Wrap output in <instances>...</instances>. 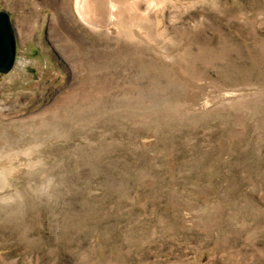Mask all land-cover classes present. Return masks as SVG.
<instances>
[{
  "label": "rangeland",
  "instance_id": "374dc122",
  "mask_svg": "<svg viewBox=\"0 0 264 264\" xmlns=\"http://www.w3.org/2000/svg\"><path fill=\"white\" fill-rule=\"evenodd\" d=\"M153 1L94 29L76 0H0V138L69 178L0 224V264H264V0Z\"/></svg>",
  "mask_w": 264,
  "mask_h": 264
},
{
  "label": "clouds",
  "instance_id": "9594fccd",
  "mask_svg": "<svg viewBox=\"0 0 264 264\" xmlns=\"http://www.w3.org/2000/svg\"><path fill=\"white\" fill-rule=\"evenodd\" d=\"M64 162L45 143L0 138V224H20L35 208L57 202L68 191Z\"/></svg>",
  "mask_w": 264,
  "mask_h": 264
},
{
  "label": "bare ground",
  "instance_id": "6f19581e",
  "mask_svg": "<svg viewBox=\"0 0 264 264\" xmlns=\"http://www.w3.org/2000/svg\"><path fill=\"white\" fill-rule=\"evenodd\" d=\"M124 3L126 4V6H123ZM154 3H156V5H159V6L161 5L160 2H158V0H156ZM76 8H77V11L80 17L88 25H90L91 27H94V29L108 27L110 21H114V23H116L118 26H119V22L124 25V22H123L124 19H126L127 15L129 16L130 14L132 17H135V19H138L140 21L144 19L143 17L146 18L145 14H142L143 10H142V5H141V0H76ZM147 8H148L149 13L150 11L156 12L158 10V7L155 5L149 6ZM130 11L132 12L130 13ZM141 15H143V17L140 18L139 16ZM137 23L139 24V22Z\"/></svg>",
  "mask_w": 264,
  "mask_h": 264
},
{
  "label": "water",
  "instance_id": "95a60500",
  "mask_svg": "<svg viewBox=\"0 0 264 264\" xmlns=\"http://www.w3.org/2000/svg\"><path fill=\"white\" fill-rule=\"evenodd\" d=\"M16 32L10 15L0 10V72H9L16 61Z\"/></svg>",
  "mask_w": 264,
  "mask_h": 264
}]
</instances>
